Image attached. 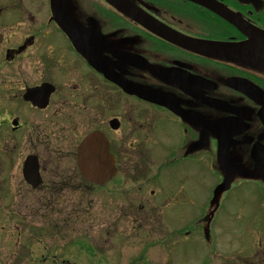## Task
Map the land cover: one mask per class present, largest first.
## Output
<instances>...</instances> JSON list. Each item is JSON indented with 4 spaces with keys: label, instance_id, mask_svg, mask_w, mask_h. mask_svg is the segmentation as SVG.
I'll return each instance as SVG.
<instances>
[{
    "label": "flooded vegetation",
    "instance_id": "1",
    "mask_svg": "<svg viewBox=\"0 0 264 264\" xmlns=\"http://www.w3.org/2000/svg\"><path fill=\"white\" fill-rule=\"evenodd\" d=\"M127 2L0 0V255L22 257L26 236L40 235V210H26L42 191L57 203V192L101 191L117 180L122 197L129 180L136 195L123 212L146 224L149 236L163 221L157 208L165 214L180 203L167 192L169 172L194 177L201 159L220 178L218 190L239 182L264 192V0ZM46 84L53 90L41 107L28 95ZM93 134L107 139L117 170L101 186L82 179L77 164L80 144ZM29 156L38 158V186L25 178ZM66 161L74 168L64 173ZM187 161L194 170L181 167ZM178 182L175 196L184 188ZM27 223L34 225L28 234ZM181 233L165 232L160 246L181 249L190 232ZM211 247L201 264L221 260ZM225 256L223 264H233ZM250 260L239 264H256Z\"/></svg>",
    "mask_w": 264,
    "mask_h": 264
},
{
    "label": "rangeland",
    "instance_id": "2",
    "mask_svg": "<svg viewBox=\"0 0 264 264\" xmlns=\"http://www.w3.org/2000/svg\"><path fill=\"white\" fill-rule=\"evenodd\" d=\"M171 144L162 142L161 145L170 147L168 145ZM179 144L180 140L173 143L175 146ZM181 167L195 169V165L188 161L181 163ZM209 167L210 162L201 159L194 177L169 172L167 192L171 199L175 202L180 200V203H175L173 207L170 205L165 214V207L157 208L156 214L163 221L160 220L162 223L156 225V236L147 235L148 226L143 222L130 223L125 217L127 214L123 210L128 200L136 195L129 190L133 186L129 180L124 183L125 195L122 197L114 192L117 187L113 185L117 184V180L101 191L88 192L84 188H72L57 192V203L46 200L44 196L48 195L42 191V199L36 201L37 204H27L33 209L32 212L28 213V207L26 210L27 215H34V209L40 210V235H27L23 240L25 247L22 257L0 255V264H201L211 246L221 256V260L215 257L211 264H223L226 254L234 258L233 264H239L251 255L250 261L255 257L256 264H264V234L262 237L257 234L264 230V192H259L251 185L235 183L230 191L221 196L215 211L212 198L221 180ZM72 168L74 163L66 161L63 172H70ZM70 176L75 174L66 177L67 183L73 185L75 179L72 181ZM50 179L51 176L47 174L48 183ZM180 179L184 181V188L179 196H175ZM141 181L142 178H139ZM70 215L72 219L67 224L62 219ZM163 215L168 222H165ZM208 218L213 220V225L205 223L204 238L209 239L210 245L204 241L202 232L198 231L196 235L191 230L187 240L181 239V249L171 245L168 252L160 246L165 232L186 231L194 227L190 226L192 223L198 221L195 224L198 225ZM29 226L34 225L27 223V234L33 232ZM71 232H77V235Z\"/></svg>",
    "mask_w": 264,
    "mask_h": 264
},
{
    "label": "water",
    "instance_id": "3",
    "mask_svg": "<svg viewBox=\"0 0 264 264\" xmlns=\"http://www.w3.org/2000/svg\"><path fill=\"white\" fill-rule=\"evenodd\" d=\"M59 1L60 0H52V3L55 4ZM108 1L116 8H124L125 6L129 5L127 0ZM107 76L109 75L107 74ZM111 80L114 81L112 78ZM117 84H120L127 91L132 90L128 84H125L118 79ZM52 90L53 88L46 84L37 91H31L28 95V98H36L38 103L35 102V104L44 107ZM137 94L143 99L170 106L164 101V98L156 96L155 93L137 90ZM227 138L230 140V136ZM204 141L199 143V145L204 144ZM226 144H228V141H226ZM77 163L82 176L88 181L99 185L110 181L117 172L113 156L109 153V143L107 139L101 134L90 135L82 141L78 149ZM24 173L26 181L29 184H32L33 186H38L41 184L42 180L39 172V162L37 157L29 156L27 158L24 167Z\"/></svg>",
    "mask_w": 264,
    "mask_h": 264
},
{
    "label": "trees",
    "instance_id": "4",
    "mask_svg": "<svg viewBox=\"0 0 264 264\" xmlns=\"http://www.w3.org/2000/svg\"><path fill=\"white\" fill-rule=\"evenodd\" d=\"M78 179H79V180H82L81 178H78ZM78 179H77V180H78Z\"/></svg>",
    "mask_w": 264,
    "mask_h": 264
}]
</instances>
